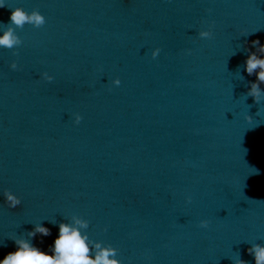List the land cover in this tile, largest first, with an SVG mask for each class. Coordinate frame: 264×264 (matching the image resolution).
<instances>
[{
	"label": "water",
	"instance_id": "water-1",
	"mask_svg": "<svg viewBox=\"0 0 264 264\" xmlns=\"http://www.w3.org/2000/svg\"><path fill=\"white\" fill-rule=\"evenodd\" d=\"M3 3L0 35L16 7L46 24L16 30L18 55L0 48V260L21 237L51 254L75 217L121 264H256L264 83L245 61L262 57L252 41L264 45V0ZM5 190L21 204L10 208ZM37 224L50 235L28 237Z\"/></svg>",
	"mask_w": 264,
	"mask_h": 264
},
{
	"label": "clouds",
	"instance_id": "clouds-1",
	"mask_svg": "<svg viewBox=\"0 0 264 264\" xmlns=\"http://www.w3.org/2000/svg\"><path fill=\"white\" fill-rule=\"evenodd\" d=\"M3 7H5L3 0H0V8ZM26 24L34 28H42L46 24V18L38 9H33L31 12L26 11L22 7L11 9L9 22L4 24L3 34L0 35V48L11 50L13 55H18L15 49L19 48L23 41L16 30L23 29ZM198 35L200 38L211 39L213 35L211 26L209 30L199 31ZM252 45L254 47L259 46L258 51L264 57V45H260L259 40L252 41ZM159 52V48L152 51V58L155 59ZM262 57L257 56L256 50V52H250L245 61V70L248 75L251 76L256 69H260L256 75V80L260 83H264V58ZM10 67L16 70L18 66L16 62H12ZM42 75L46 81L51 82L53 80V77L47 72ZM112 83L119 86L121 81L116 78ZM250 84L251 87L246 94V99L248 96L253 97L255 103L259 104L262 95L259 84L256 82H250ZM81 119L82 117L79 114L75 115L76 124H79ZM245 119L251 123L253 117L248 115ZM253 168L255 169L254 174H258V169ZM3 195L5 202L10 208H15L21 204L20 198L10 190H5ZM186 200L190 203L191 197H187ZM73 219L76 226L68 223L59 224V235L51 247V254L41 251L29 240L21 237L14 240L17 246L16 251L6 254L4 259L0 260V264H121V260L117 258L119 251L117 248L110 244L102 246V242L95 241L90 245L86 231L89 227L88 220L75 217ZM208 225V220L199 222V227L201 228H207ZM81 229L85 231L82 232ZM37 233L49 236L50 230L42 226V224H37L32 231L27 233V236L35 237ZM93 248L95 249L94 258L92 255ZM247 251L254 257L256 264H264V246L253 244ZM233 264H248V262L238 256L233 261Z\"/></svg>",
	"mask_w": 264,
	"mask_h": 264
}]
</instances>
